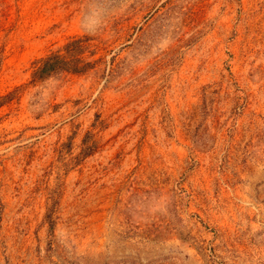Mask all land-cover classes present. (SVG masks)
<instances>
[{"label":"rangeland","instance_id":"374dc122","mask_svg":"<svg viewBox=\"0 0 264 264\" xmlns=\"http://www.w3.org/2000/svg\"><path fill=\"white\" fill-rule=\"evenodd\" d=\"M0 264H264V0H0Z\"/></svg>","mask_w":264,"mask_h":264},{"label":"trees","instance_id":"16d2710c","mask_svg":"<svg viewBox=\"0 0 264 264\" xmlns=\"http://www.w3.org/2000/svg\"><path fill=\"white\" fill-rule=\"evenodd\" d=\"M84 39H75L66 45V53H52L51 55L43 58L37 68L33 73L32 80H41L47 78V76L52 75L54 72L60 69H71L73 71H81L87 67L88 63L81 61V59L76 58V55L87 49ZM75 62L77 63L76 68H72L70 65ZM79 63V64H78ZM81 65V66H79Z\"/></svg>","mask_w":264,"mask_h":264}]
</instances>
